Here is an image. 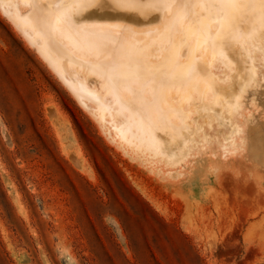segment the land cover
Segmentation results:
<instances>
[{
	"label": "rangeland",
	"instance_id": "obj_1",
	"mask_svg": "<svg viewBox=\"0 0 264 264\" xmlns=\"http://www.w3.org/2000/svg\"><path fill=\"white\" fill-rule=\"evenodd\" d=\"M242 3L203 0L206 12L197 2L202 14L192 25L209 43L227 33L223 46L232 47L252 24L236 19ZM75 5L84 19L141 26L97 3ZM33 9L31 0H0V264H264V60L258 85L232 82L219 119H197L178 145L160 151L123 126L125 115L98 81H85L98 103L74 95L22 24ZM64 9L74 16V4ZM212 48L210 57L230 59ZM163 105L157 115L167 138ZM140 108L152 110L151 99L131 101L129 121Z\"/></svg>",
	"mask_w": 264,
	"mask_h": 264
},
{
	"label": "bare ground",
	"instance_id": "obj_2",
	"mask_svg": "<svg viewBox=\"0 0 264 264\" xmlns=\"http://www.w3.org/2000/svg\"><path fill=\"white\" fill-rule=\"evenodd\" d=\"M31 1L34 9L22 24L28 25L41 40L43 56L50 61L60 77L64 79L68 76V85L74 95L98 103V91H89L85 86L86 80L92 83L98 81L99 88L112 96L116 111L125 115L123 126L134 128L136 133H141L140 143L155 144L157 150L163 151L178 145L175 141L191 132V124L193 129L197 119H219L229 109L226 92L232 82L240 80V85L245 89L259 83L261 63L258 61L264 60V0H243L245 4L239 6L241 10L236 14V19L240 15L242 20L251 21L252 24L239 30L232 47L223 46L222 39L228 36L227 33L209 43L192 25L193 17L202 14L196 11L197 2L201 10L204 7V11H208L203 0ZM41 2L42 6H39ZM80 3L83 6L97 3L111 17L138 18L141 26L120 20L84 19L82 6L75 5ZM71 4H74V16L66 11L70 9H64V6ZM57 5L60 7L56 8ZM58 14L64 16L58 20ZM48 20L53 24H49ZM239 39L245 40L241 53L238 51L242 46ZM212 47L222 56L229 54L230 59L220 55L210 57L206 51L213 54L215 51H211ZM231 49L233 51L229 53ZM198 52L201 58L208 60L209 66L205 67L209 73L204 64H199L201 58ZM60 54L70 58L66 59ZM183 56L185 61L181 60ZM189 59L192 61L188 62ZM71 67L76 71L71 72ZM191 70L195 73L192 74ZM79 72L82 73L81 80L75 79ZM196 72L202 74L197 76ZM119 78L122 82H114ZM145 96L151 99L153 109L143 111L140 108V117L134 120L132 115L133 119L129 121L131 114H127L128 104L131 101L139 103ZM233 103H229L231 107ZM161 104H164L163 110L168 114L167 138L160 130L163 118L157 115ZM227 116L226 122L230 123L232 113L228 112ZM235 128L236 125L231 128V132ZM134 131L132 136L136 137ZM178 149L180 151L184 148Z\"/></svg>",
	"mask_w": 264,
	"mask_h": 264
}]
</instances>
